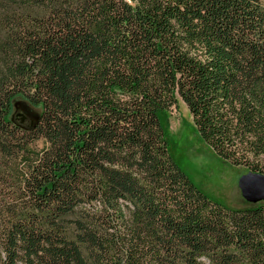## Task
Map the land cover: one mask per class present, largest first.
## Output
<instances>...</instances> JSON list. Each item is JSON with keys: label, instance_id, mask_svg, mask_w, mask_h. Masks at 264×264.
Listing matches in <instances>:
<instances>
[{"label": "trees", "instance_id": "16d2710c", "mask_svg": "<svg viewBox=\"0 0 264 264\" xmlns=\"http://www.w3.org/2000/svg\"><path fill=\"white\" fill-rule=\"evenodd\" d=\"M19 1L0 0V264H86L69 231L95 200L109 264H264V202L231 210L167 155L181 98L219 158L264 172V0Z\"/></svg>", "mask_w": 264, "mask_h": 264}, {"label": "rangeland", "instance_id": "374dc122", "mask_svg": "<svg viewBox=\"0 0 264 264\" xmlns=\"http://www.w3.org/2000/svg\"><path fill=\"white\" fill-rule=\"evenodd\" d=\"M7 1L14 8L20 7L19 5H21L19 4V0L17 2ZM1 30L4 31V27L0 25ZM1 39L0 36V45H2ZM3 58L4 52L0 49V61ZM1 67L3 68V66H0V85L5 80V73L2 72ZM190 113L188 106L181 98L178 99V104L171 107V115L168 119L169 129L167 138L169 145L167 155L170 154L172 159L184 171L192 183L203 193L211 197H216V199H219L231 208L240 209L249 207L250 203H247L241 196L238 188V179L242 175L254 171H251L247 166L234 164L233 162L219 158L202 141L197 133L196 123ZM35 114L38 115V109L30 107L27 103L19 99L13 101L12 116L15 122L25 119L26 123H30L31 117ZM243 147H247L243 151L245 154L249 155V152L252 154V149L248 143L247 145L245 143ZM241 154L242 152L237 155V158H240L242 156ZM260 166L264 171V159L261 161ZM259 174H264V172ZM3 186L5 185L0 184V187ZM104 208H106V205L97 200L90 201L88 209L84 210V207L79 208L78 216L81 219L83 228H73L69 231L70 239L78 247L86 264H109L111 261L109 259L111 251L109 252L108 260H101L100 254L102 251L93 246L89 241L92 237L101 238V236L105 242L111 241L109 238L110 233L105 231L102 235L100 232L101 229L98 226L96 228L94 223L96 216L105 215ZM202 260L207 259L204 258Z\"/></svg>", "mask_w": 264, "mask_h": 264}, {"label": "water", "instance_id": "95a60500", "mask_svg": "<svg viewBox=\"0 0 264 264\" xmlns=\"http://www.w3.org/2000/svg\"><path fill=\"white\" fill-rule=\"evenodd\" d=\"M30 120V123H26L25 119L17 122L14 121V123L24 130H31L37 125L39 115L35 114ZM238 188L242 198L247 203L258 204L264 202V174L249 172L242 175L238 179Z\"/></svg>", "mask_w": 264, "mask_h": 264}, {"label": "flooded vegetation", "instance_id": "af4514ba", "mask_svg": "<svg viewBox=\"0 0 264 264\" xmlns=\"http://www.w3.org/2000/svg\"><path fill=\"white\" fill-rule=\"evenodd\" d=\"M212 199H215L217 202H219V203H222L223 205H225L226 207H228L229 209H231V210H242V209H244V208H240V209H238V208H231V207H229L228 205H226L225 203H223L222 201H220L219 199H216V197H212ZM211 258H213V257H211ZM246 264H262V263H251V262H247V260H245L244 261ZM211 263V261H210V259H208L207 258V264H210Z\"/></svg>", "mask_w": 264, "mask_h": 264}]
</instances>
